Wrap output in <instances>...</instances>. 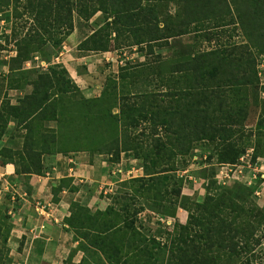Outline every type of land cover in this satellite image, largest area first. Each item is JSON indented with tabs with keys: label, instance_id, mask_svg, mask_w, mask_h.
Returning a JSON list of instances; mask_svg holds the SVG:
<instances>
[{
	"label": "trees",
	"instance_id": "obj_1",
	"mask_svg": "<svg viewBox=\"0 0 264 264\" xmlns=\"http://www.w3.org/2000/svg\"><path fill=\"white\" fill-rule=\"evenodd\" d=\"M14 1H21L32 17V27L16 42V62L49 43L60 46L74 31V13L85 21L103 13L104 24L77 47L96 53L136 46L154 54L155 46L204 29L203 19L213 22L217 30L203 34L207 41L216 42L211 50L189 56L169 72L149 62L137 69L123 66L117 76L107 78L94 98L82 94L66 69L50 68L36 80L20 70L7 81L5 91L32 86V92L16 103L2 102L0 140L14 118L22 143L20 149L2 147L0 157L3 164H14L18 175L31 177L45 175V156L84 152L107 155L109 162L119 163L122 154L132 152L141 160L143 176L129 180L137 186L133 194L119 197L127 201L120 210L110 206L91 212L79 203L71 204L65 223L89 247L109 264H231L241 256L244 260L237 264H250L248 253L264 238L255 235V223H261L264 214L247 209L234 192L207 193L189 213L187 223H175L165 242L136 226L145 210L137 197L147 193L157 211L169 196L178 199L184 180L175 174L176 159L200 142L213 141L216 160L224 165L236 164L249 148H253V159L264 157V99L257 102L260 113L254 130L236 137L246 129L250 94L264 89L257 66L258 56L264 54V0H226L225 8L217 5L207 14L196 9L199 0H0V13ZM182 1L183 15L163 10L165 2L166 7L172 3L179 9ZM236 23L246 44H221L218 29L230 25L237 29ZM141 82L148 84L137 89ZM153 82L170 90L169 105L148 89ZM71 183V178H63L53 187L54 203L63 189L79 190ZM8 211L0 202V215ZM10 217L0 216V234L6 231L10 236ZM122 232L130 234L118 245ZM80 264H85L84 258Z\"/></svg>",
	"mask_w": 264,
	"mask_h": 264
},
{
	"label": "rangeland",
	"instance_id": "obj_2",
	"mask_svg": "<svg viewBox=\"0 0 264 264\" xmlns=\"http://www.w3.org/2000/svg\"><path fill=\"white\" fill-rule=\"evenodd\" d=\"M165 3L163 4L165 12L168 10L171 13L179 11L180 15L185 13L184 1L180 3L179 9L174 7L172 3L166 7ZM226 3V0H199L196 9L207 14L206 12L211 11L217 5L225 8ZM228 17L230 18V16ZM104 22V15L101 11L97 12L89 21L81 19L74 13V31L64 39L60 46L53 47L52 43H49L41 51L29 55L24 54L22 61L18 60L16 62L14 61L17 58L16 42L23 38L26 31L32 27V17L25 11L21 1H14L9 8L0 13V106L2 102L16 103L18 99L31 94L32 86H23L17 90L5 91L7 81L18 74L20 70H24L23 72L29 80H36L40 72L47 71L50 68L66 69L68 76L77 84L82 94L87 98H94L100 95L107 78L117 76L123 66L137 69L149 62L159 65L163 72H169L189 56L199 51L211 50L216 46L215 41H207L204 35L206 32H213L217 29L213 27V22L203 19L204 29L200 31L192 30L189 34L172 38L169 40V45L155 46L154 54H150L146 50L142 52L136 46L112 49L105 53L79 51L77 48L79 43L101 27ZM234 26L230 25L225 29H218L221 44H225V46H229L234 42L246 44L239 24L236 23L237 29ZM257 66L261 86H264V54L258 56ZM146 84L148 83L142 84L141 82L136 88L140 89L145 87ZM155 84L153 82V84L148 85V89H153L156 93H159L160 97L164 99V105H169L170 100L173 98L169 94L170 90L166 86L159 88ZM250 96L251 105L245 122L246 129L237 133L236 137L241 134L245 137L248 131L254 130L260 113V106L257 102L264 99V89L252 92ZM51 125L54 124L51 123ZM212 142H200L182 159L177 157V171L175 174L177 178H183L184 180L182 194L178 199L175 196H169L164 206L157 211L146 198L147 193L138 194V205H144L146 210L138 215L136 226L147 236L155 237L162 242L167 241L169 234L174 231L175 223H187L189 213L194 212L197 205L203 202L207 193L218 194L223 190L234 192L237 200L244 203L247 209L255 208L264 214V157L252 159L253 163L258 162L256 169L249 167L246 160H238L236 164H220L216 160L215 145ZM21 143L22 139L15 128L10 127L0 140V149L2 147L20 149ZM130 153L126 160L127 164L120 173L121 179L114 187V192H109L111 185H104L101 190V199L110 203L108 207L114 206L117 210L127 204V201L119 197L133 194L134 186H137L135 183L131 184L129 180L143 176L139 173H128L127 169L130 166L131 168H138L139 161L141 162L132 155V152ZM90 156L91 160L101 158L104 162L111 163L107 155L93 154ZM135 159L136 162L134 163L132 160ZM1 165H3V160L0 157ZM126 171L128 174H125ZM106 191L107 193H104ZM0 216L5 220L9 218V214L6 213L5 215L4 212ZM109 217L118 220L115 215ZM251 220H254V216L251 217ZM255 220H258V217ZM255 224L256 237H262L264 235V220ZM75 233L78 242L77 249L84 252L85 264H109L102 254L89 247L77 231ZM129 234L130 232H122L118 245L123 244ZM6 237L7 240L5 241ZM262 239V243L255 244V242L251 252L248 253L250 264H264V238ZM1 251L2 264H13L14 259L9 247V235L6 231L0 234ZM242 260H244L243 256L231 261V264L240 263Z\"/></svg>",
	"mask_w": 264,
	"mask_h": 264
},
{
	"label": "crops",
	"instance_id": "obj_3",
	"mask_svg": "<svg viewBox=\"0 0 264 264\" xmlns=\"http://www.w3.org/2000/svg\"><path fill=\"white\" fill-rule=\"evenodd\" d=\"M16 125L17 120L12 118L10 127ZM127 157L122 154L119 163H108L101 158L91 160L84 152L45 156V175L31 177L18 175L14 164L1 165L0 202L11 216L9 247L13 264H80L84 252L77 249L74 229L65 223L71 204L79 203L91 212L104 211L110 203L101 199V190L111 185L109 192H114ZM138 165L142 167L140 161ZM132 168L127 169L129 174ZM63 178H71V185L79 190L63 189L54 203L52 189Z\"/></svg>",
	"mask_w": 264,
	"mask_h": 264
},
{
	"label": "built area",
	"instance_id": "obj_4",
	"mask_svg": "<svg viewBox=\"0 0 264 264\" xmlns=\"http://www.w3.org/2000/svg\"><path fill=\"white\" fill-rule=\"evenodd\" d=\"M253 153H254L253 148L248 149V150H246V152L243 155L240 156L239 160H241V161L246 160L249 167H253L254 169H256L258 166V162L257 161L255 163L252 162ZM129 172H130V174H133V173L143 174V168L142 167L132 168V169H130ZM0 183H3V177L2 176H0Z\"/></svg>",
	"mask_w": 264,
	"mask_h": 264
}]
</instances>
